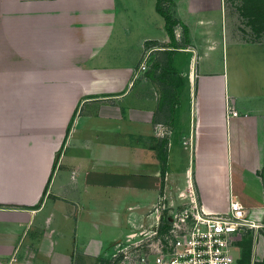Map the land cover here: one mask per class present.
<instances>
[{
	"label": "crops",
	"instance_id": "crops-1",
	"mask_svg": "<svg viewBox=\"0 0 264 264\" xmlns=\"http://www.w3.org/2000/svg\"><path fill=\"white\" fill-rule=\"evenodd\" d=\"M190 187L264 223V0H0V264H105Z\"/></svg>",
	"mask_w": 264,
	"mask_h": 264
},
{
	"label": "built area",
	"instance_id": "built-area-1",
	"mask_svg": "<svg viewBox=\"0 0 264 264\" xmlns=\"http://www.w3.org/2000/svg\"><path fill=\"white\" fill-rule=\"evenodd\" d=\"M149 53L137 76L150 66ZM179 197L185 202L174 206L158 196L141 225L117 242L110 264H241L238 238L248 230L259 234L264 223L251 218L238 199L218 212L206 209L192 187Z\"/></svg>",
	"mask_w": 264,
	"mask_h": 264
},
{
	"label": "trees",
	"instance_id": "trees-1",
	"mask_svg": "<svg viewBox=\"0 0 264 264\" xmlns=\"http://www.w3.org/2000/svg\"><path fill=\"white\" fill-rule=\"evenodd\" d=\"M160 0H158L159 2ZM159 10V9H158ZM160 14L164 17L165 19V23H166V30H167V33H168V37H169V40H171L172 43H174V35H173V29H172V21L170 19V17L162 10H159ZM168 51V50H167ZM170 51V52H169ZM167 52L168 55H171V51L173 50H169ZM263 235H264V229L261 230ZM249 234V233H248ZM251 237H252V233H250ZM248 237V236H246ZM244 240V239H243ZM243 240H240L238 242V246L241 248V260H240V263L241 264H246L248 263L250 260H249V257H250V252H251V247H252V244H253V240L252 238H246L244 241ZM105 264H110L109 261H106Z\"/></svg>",
	"mask_w": 264,
	"mask_h": 264
},
{
	"label": "rangeland",
	"instance_id": "rangeland-1",
	"mask_svg": "<svg viewBox=\"0 0 264 264\" xmlns=\"http://www.w3.org/2000/svg\"><path fill=\"white\" fill-rule=\"evenodd\" d=\"M239 24L242 26V27H240L244 32H245V34L247 33V31H246V27L245 26H247V22H245V20L244 19H242V18H239ZM244 25V26H243ZM248 38H253V36H247ZM156 48H158V47H160L159 45L158 46H155ZM158 50V49H157ZM153 52H158V51H153ZM81 106V105H80ZM79 106V107H80ZM249 233V234H248ZM250 233H252V237L250 236L251 234ZM260 233H262V231H260ZM246 236H248V237H246ZM252 238V240H253V244H255V245H257L259 242H260V240H259V238H260V234H257V233H255L254 231H251V230H248V231H246V232H244V233H242V235L238 238V240H237V244H238V242L240 241V240H245L246 238L248 239V238ZM243 240V241H244ZM108 253H111L112 252V249L110 248L109 249V251H107ZM252 258H253V260H255V262H256V253H253L252 254ZM107 259H109V260H111V259H113V258H107ZM108 260V261H109ZM90 264H96V262H94V261H92V263H90ZM258 264V263H257Z\"/></svg>",
	"mask_w": 264,
	"mask_h": 264
}]
</instances>
